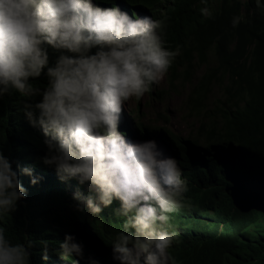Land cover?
<instances>
[{"label": "trees", "instance_id": "16d2710c", "mask_svg": "<svg viewBox=\"0 0 264 264\" xmlns=\"http://www.w3.org/2000/svg\"><path fill=\"white\" fill-rule=\"evenodd\" d=\"M94 7L119 8L132 19L164 21L165 47H180L167 74V94L185 90L188 117L195 134L184 138L168 128L132 121L122 111L118 131L128 142L154 140L175 158L187 181L183 207L170 214L169 231L178 236L169 254L176 264H264V10L256 0H92ZM264 4V0H261ZM207 6L212 18L200 9ZM233 16H243L237 28ZM54 67L66 50L44 44ZM99 51L93 47L89 55ZM47 67L29 83L46 90ZM215 89L221 98L208 103ZM150 94L153 95L152 91ZM159 98L160 93L157 95ZM42 95L24 98L17 92L0 97V152L10 161L26 199L10 214L0 215L13 243L33 242L31 264H120L113 258L115 236L126 219L117 199L93 215L74 196H92L95 189L78 178L61 179L54 166L43 163L48 148L42 128L33 126L25 105ZM36 116L39 112L36 111ZM168 120L167 116L162 117ZM24 168L33 175H25ZM35 178L37 183L32 184ZM83 208V210H79ZM131 231L134 232V229ZM67 235L83 246V257L66 260L57 254ZM48 241L49 259H43ZM140 264H145L142 257Z\"/></svg>", "mask_w": 264, "mask_h": 264}, {"label": "clouds", "instance_id": "9594fccd", "mask_svg": "<svg viewBox=\"0 0 264 264\" xmlns=\"http://www.w3.org/2000/svg\"><path fill=\"white\" fill-rule=\"evenodd\" d=\"M256 7L264 10L261 0ZM200 11L212 18L207 6ZM242 20L233 16L232 27ZM165 32L162 20L132 19L119 8L94 7L92 0H0V97L12 92L24 98L42 95V102L26 104L24 110L46 138L43 163L54 166L62 180L78 178L95 189L98 203L79 192L74 196L93 215L102 212L101 205L121 202L124 230L112 243L113 258L120 264H140L142 257L145 264H176L169 249L178 233L168 226L170 214L183 207L187 181L177 160L156 141L130 143L118 131L125 102L146 93L163 95L154 87L180 55L179 46L165 47ZM44 44L78 56L62 55L54 67H47ZM93 47L99 51L89 55ZM46 67L49 84L41 92L29 78L40 77ZM22 171L33 175L29 168ZM23 199L26 189L0 152V215L14 212ZM74 241L67 235L60 244L61 259L83 257V246ZM41 243L47 261L49 242ZM32 247V241L13 243L0 226V264H31Z\"/></svg>", "mask_w": 264, "mask_h": 264}, {"label": "rangeland", "instance_id": "374dc122", "mask_svg": "<svg viewBox=\"0 0 264 264\" xmlns=\"http://www.w3.org/2000/svg\"><path fill=\"white\" fill-rule=\"evenodd\" d=\"M156 92H163L161 98L151 97L146 93L141 99L135 98L125 102L123 111L136 122L144 123L150 126H160L170 129L175 134L187 138L195 134L196 122L188 117L185 108V99L188 95V89L181 92L168 93L170 85L168 78L165 75L159 85L154 87ZM221 94L215 89L208 105L213 106ZM167 116L168 120H163L162 117ZM90 211V210H89Z\"/></svg>", "mask_w": 264, "mask_h": 264}]
</instances>
